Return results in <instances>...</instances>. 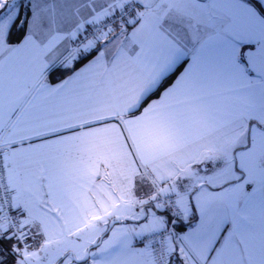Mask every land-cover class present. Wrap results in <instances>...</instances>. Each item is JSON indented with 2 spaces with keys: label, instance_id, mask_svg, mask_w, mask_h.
Returning a JSON list of instances; mask_svg holds the SVG:
<instances>
[{
  "label": "snow or ice",
  "instance_id": "1",
  "mask_svg": "<svg viewBox=\"0 0 264 264\" xmlns=\"http://www.w3.org/2000/svg\"><path fill=\"white\" fill-rule=\"evenodd\" d=\"M206 8L0 0V264H264V0Z\"/></svg>",
  "mask_w": 264,
  "mask_h": 264
},
{
  "label": "crops",
  "instance_id": "2",
  "mask_svg": "<svg viewBox=\"0 0 264 264\" xmlns=\"http://www.w3.org/2000/svg\"><path fill=\"white\" fill-rule=\"evenodd\" d=\"M207 0H198V2H200V4L203 2H206ZM205 4V3H204ZM207 6V5H206ZM208 24H209V27L207 28L206 32L204 33V39L206 41H209V45L211 46V44L213 43V40L215 38V36L217 35L219 29H213L212 25H211V22L209 19H206V18H203ZM210 38H213V39H210ZM193 63V60L191 58V56H189L188 60H187V63L184 65V67H187L188 64H192ZM210 191H220L221 189H209ZM246 191L248 192H251L252 189L251 188H246ZM174 196V194H173ZM192 204L195 205V201L193 200L192 201ZM154 211L157 212L158 215H160L163 211H166V210H160V209H153ZM248 211L253 215L254 219H255V227H256V230H257V233L259 232V229H260V226H261V208H260V202H259V196L257 195L255 199H253L249 206H248ZM197 216H198V213H197ZM125 222H128V221H125ZM198 222V220L196 218H193L191 220V224L190 226L194 227L196 225V223ZM189 227V225L187 224L185 226V230H187V228ZM139 237H133L132 238V246L134 248H140V247H143V244L140 242V241H137Z\"/></svg>",
  "mask_w": 264,
  "mask_h": 264
},
{
  "label": "rangeland",
  "instance_id": "3",
  "mask_svg": "<svg viewBox=\"0 0 264 264\" xmlns=\"http://www.w3.org/2000/svg\"><path fill=\"white\" fill-rule=\"evenodd\" d=\"M228 4H229V0H207L206 2H203L202 5H207V8L205 9L202 16L203 18L210 20L213 29H219L222 21L223 24L226 25L227 20L225 18L227 17L228 14ZM146 222H147L146 220H141L139 222L128 221V222H124V224H117L116 227L136 226L138 228L140 224ZM108 235L110 236L111 232H109Z\"/></svg>",
  "mask_w": 264,
  "mask_h": 264
},
{
  "label": "built area",
  "instance_id": "4",
  "mask_svg": "<svg viewBox=\"0 0 264 264\" xmlns=\"http://www.w3.org/2000/svg\"><path fill=\"white\" fill-rule=\"evenodd\" d=\"M166 198H167V197H165V199H166ZM173 199H175V196H173ZM169 214H170V213H169ZM167 228H168V230H172V225L169 224V225L167 226ZM156 236H157V239L160 238V234H159V233H157ZM145 239H146L145 237H139V238L137 239V241H142V240H145Z\"/></svg>",
  "mask_w": 264,
  "mask_h": 264
},
{
  "label": "trees",
  "instance_id": "5",
  "mask_svg": "<svg viewBox=\"0 0 264 264\" xmlns=\"http://www.w3.org/2000/svg\"><path fill=\"white\" fill-rule=\"evenodd\" d=\"M57 79H59V77H57ZM166 211H167V210H166ZM191 220H192V219H191ZM186 225H187V224H186ZM186 225H185V226H186Z\"/></svg>",
  "mask_w": 264,
  "mask_h": 264
}]
</instances>
